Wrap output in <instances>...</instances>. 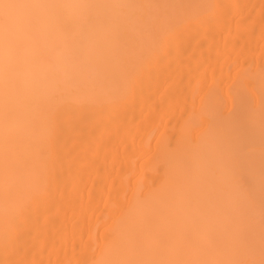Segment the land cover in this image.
Masks as SVG:
<instances>
[{
  "label": "bare ground",
  "instance_id": "1",
  "mask_svg": "<svg viewBox=\"0 0 264 264\" xmlns=\"http://www.w3.org/2000/svg\"><path fill=\"white\" fill-rule=\"evenodd\" d=\"M0 264H264V0H0Z\"/></svg>",
  "mask_w": 264,
  "mask_h": 264
}]
</instances>
